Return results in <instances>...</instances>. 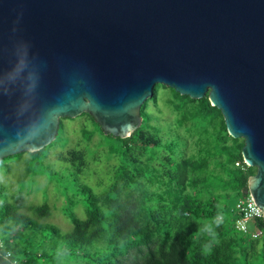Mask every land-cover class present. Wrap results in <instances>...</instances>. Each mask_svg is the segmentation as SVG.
Wrapping results in <instances>:
<instances>
[{
	"label": "water",
	"instance_id": "water-1",
	"mask_svg": "<svg viewBox=\"0 0 264 264\" xmlns=\"http://www.w3.org/2000/svg\"><path fill=\"white\" fill-rule=\"evenodd\" d=\"M156 84L221 111L264 217V0H0V160L83 112L127 137Z\"/></svg>",
	"mask_w": 264,
	"mask_h": 264
},
{
	"label": "trees",
	"instance_id": "trees-1",
	"mask_svg": "<svg viewBox=\"0 0 264 264\" xmlns=\"http://www.w3.org/2000/svg\"><path fill=\"white\" fill-rule=\"evenodd\" d=\"M139 114L141 125L122 138L81 113L105 136L97 146L112 160L101 190L84 180L86 148L70 147L58 151L56 161L47 160L65 197L61 210L69 231L46 220L49 203L28 205L21 187L0 181V264H264V217L247 220V232L236 227L243 218L237 203L249 196L256 167L244 163V140L228 134L208 95L194 99L156 84ZM62 129L60 119L51 143L0 164L27 154L47 170L44 158L64 138ZM95 130H83L87 144ZM232 197L235 206L226 202ZM78 204L83 217L75 211ZM258 230L261 235L253 237Z\"/></svg>",
	"mask_w": 264,
	"mask_h": 264
},
{
	"label": "rangeland",
	"instance_id": "rangeland-1",
	"mask_svg": "<svg viewBox=\"0 0 264 264\" xmlns=\"http://www.w3.org/2000/svg\"><path fill=\"white\" fill-rule=\"evenodd\" d=\"M165 115L167 114L165 113ZM60 119L63 124L64 138H57V142L44 158L43 165L47 170L39 168L37 164L33 165L27 154L20 159L12 157L6 159L4 164H0V181L13 190L21 187L28 194V205L49 203L53 206V210L46 220L57 224L64 231H69L71 229L70 220L61 210L65 197L60 191L59 183L49 175L48 162L56 161L58 151H65L67 148L75 146L86 148L89 167L84 172V180L99 191L107 184L112 160H106L105 149L97 146V143H100L105 136L95 130L94 123L90 118L80 114L72 118L62 117ZM85 128L91 131L95 130L96 133L89 144L84 141L82 134ZM47 160L49 161L47 162ZM59 167L60 165L56 166L57 169ZM226 202L230 206H235L236 198H228ZM75 211L79 216H84L82 204L76 205Z\"/></svg>",
	"mask_w": 264,
	"mask_h": 264
},
{
	"label": "built area",
	"instance_id": "built-area-1",
	"mask_svg": "<svg viewBox=\"0 0 264 264\" xmlns=\"http://www.w3.org/2000/svg\"><path fill=\"white\" fill-rule=\"evenodd\" d=\"M236 165H239V162H236ZM237 207L243 213V218H240L236 222V227L244 232L248 231L247 220L263 216L261 209L254 203L250 196L240 199L237 203ZM251 235L253 237H259L261 235V231H253L251 232Z\"/></svg>",
	"mask_w": 264,
	"mask_h": 264
},
{
	"label": "clouds",
	"instance_id": "clouds-1",
	"mask_svg": "<svg viewBox=\"0 0 264 264\" xmlns=\"http://www.w3.org/2000/svg\"><path fill=\"white\" fill-rule=\"evenodd\" d=\"M202 231L207 232L209 234L211 233V229L208 226H205V228H203Z\"/></svg>",
	"mask_w": 264,
	"mask_h": 264
}]
</instances>
